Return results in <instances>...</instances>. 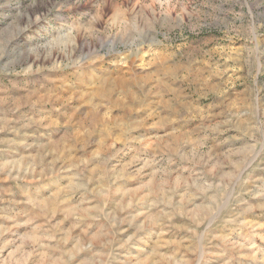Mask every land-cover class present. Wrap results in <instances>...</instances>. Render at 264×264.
Returning a JSON list of instances; mask_svg holds the SVG:
<instances>
[{"label":"rangeland","instance_id":"rangeland-1","mask_svg":"<svg viewBox=\"0 0 264 264\" xmlns=\"http://www.w3.org/2000/svg\"><path fill=\"white\" fill-rule=\"evenodd\" d=\"M0 264H264V0H0Z\"/></svg>","mask_w":264,"mask_h":264}]
</instances>
